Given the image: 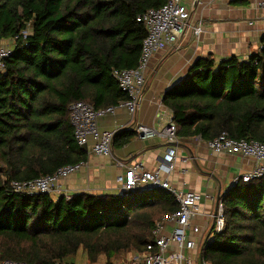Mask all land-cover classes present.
<instances>
[{
    "label": "trees",
    "instance_id": "1",
    "mask_svg": "<svg viewBox=\"0 0 264 264\" xmlns=\"http://www.w3.org/2000/svg\"><path fill=\"white\" fill-rule=\"evenodd\" d=\"M168 1L0 0V42L13 46L0 71V261L98 264L104 256L114 264L121 255L147 252L157 224L179 209L174 193L160 187L55 199L9 186L87 161L70 105L103 109L128 99L114 70L139 65L147 28L137 17ZM163 103L180 138L208 142L227 132L264 142V34L247 59H198ZM135 133L122 131L115 144ZM220 199L226 226L205 244L203 261L264 264V176H240Z\"/></svg>",
    "mask_w": 264,
    "mask_h": 264
},
{
    "label": "crops",
    "instance_id": "2",
    "mask_svg": "<svg viewBox=\"0 0 264 264\" xmlns=\"http://www.w3.org/2000/svg\"><path fill=\"white\" fill-rule=\"evenodd\" d=\"M234 1L237 0H184L191 14V25L201 24L202 32L198 36L189 27L176 46L155 52L145 72L147 82L135 117L126 108L118 107L114 113L99 118L100 129L115 131L116 138L122 131H135L139 124L162 132L173 118L163 98L167 91L189 76L198 59L212 56L219 63L233 55L244 60L258 52L264 34V8L261 6L264 0ZM115 143L116 140L112 156L97 155L92 152L91 145L87 146V161L79 171L61 182L62 194H120L122 188L117 177L128 166L139 164L145 169L156 170L170 145L162 135L142 138L137 133L127 143L121 144V139H118L121 145ZM177 147L175 169L163 178L168 177L174 190H194L201 194L200 211L194 218L200 232L191 235L199 246L213 229L218 196L230 188L236 178L250 172L256 161L231 152L216 153L200 137L180 138ZM183 169L187 171L182 172ZM164 223L159 235H170L174 224ZM197 252L195 249L187 254ZM193 263L199 264L196 259Z\"/></svg>",
    "mask_w": 264,
    "mask_h": 264
},
{
    "label": "built area",
    "instance_id": "3",
    "mask_svg": "<svg viewBox=\"0 0 264 264\" xmlns=\"http://www.w3.org/2000/svg\"><path fill=\"white\" fill-rule=\"evenodd\" d=\"M264 8V1L261 3ZM191 14L184 0H169L159 8H151L140 14L137 20L147 28V36L143 41L142 54L139 65L136 68H123L114 70V76L120 88L127 94L128 99L118 106L97 109L85 101H77L70 105V120L74 127L75 139L80 147L91 145V150L97 155L112 156L115 131L102 130L99 127L100 117L114 113L118 107L126 108L132 117L138 112L146 86V70L150 59L157 51L174 47L178 44L180 36L192 28L196 35L202 32L201 24L192 26ZM27 37L29 30L23 31ZM13 46L10 42H0V71L6 68V59L12 54ZM136 133L142 138H151L157 135L164 136L170 143L163 162L156 170H148L139 164L130 165L126 171L117 177V182L122 192L128 193L140 188L160 187L170 190L176 196L179 209L169 214L157 224L154 230V241L148 245L145 253L131 254L127 264H194L196 259L199 264H209L201 259V254H187V251L199 250L196 241L191 238L193 233H199L200 227L194 224V218L199 214L201 194L194 190H174L164 174H171L175 169L180 137L177 134V126L172 120L168 126L159 132L158 129L137 125ZM211 150L216 153L231 152L244 157L253 158L255 167L242 175L244 181L264 176V142L255 139H234L227 132L207 142ZM84 162L67 164L59 167L55 172L30 180H12L9 186L13 192L27 195L48 194L61 191V182L71 174L79 171ZM183 169L182 172H186ZM239 178L232 183L233 186ZM7 181L6 177H3ZM230 186V187H231ZM70 198V196H69ZM214 225L207 241H211L215 233H220L226 226L224 204L217 202V208L213 215ZM172 222L174 228L170 235H159L164 228V222ZM198 246V248H197ZM0 264H30L15 259H4Z\"/></svg>",
    "mask_w": 264,
    "mask_h": 264
},
{
    "label": "rangeland",
    "instance_id": "4",
    "mask_svg": "<svg viewBox=\"0 0 264 264\" xmlns=\"http://www.w3.org/2000/svg\"><path fill=\"white\" fill-rule=\"evenodd\" d=\"M2 42H4V44H7V41H2ZM63 182V181H62ZM48 194H50L51 196L53 195V194H57V195H59L58 197H60V196H62V195H64V196H67V197H71L72 195H66V194H62V190L61 191H54V192H51V193H48ZM58 197L57 198H55V199H58ZM207 238V237H206ZM205 238V239H206ZM208 242V241H207ZM205 240L202 242V243H200V245H199V250H198V252H197V254H201V251H202V249L204 248V246H205ZM131 254H134V253H129V254H125V255H121V256H119L115 261H114V264H127V262H128V258L130 257V255ZM136 254V253H135ZM202 256V255H201ZM106 259H105V257L104 256H102L101 258H100V260H99V262H98V264H106V261H105ZM85 262V263H84ZM77 264H86V261L85 260H81L80 262L78 261V263Z\"/></svg>",
    "mask_w": 264,
    "mask_h": 264
},
{
    "label": "water",
    "instance_id": "5",
    "mask_svg": "<svg viewBox=\"0 0 264 264\" xmlns=\"http://www.w3.org/2000/svg\"><path fill=\"white\" fill-rule=\"evenodd\" d=\"M82 148L87 150V145L82 146ZM152 188H154V187H152ZM220 197H221V195L218 196L217 202L220 201ZM207 239H208V237L205 239V243H207ZM201 259H202V256H201Z\"/></svg>",
    "mask_w": 264,
    "mask_h": 264
}]
</instances>
